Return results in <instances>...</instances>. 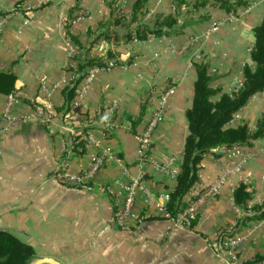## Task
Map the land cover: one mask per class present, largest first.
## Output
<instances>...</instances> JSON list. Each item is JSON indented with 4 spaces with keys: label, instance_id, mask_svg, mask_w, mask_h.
Returning <instances> with one entry per match:
<instances>
[{
    "label": "crops",
    "instance_id": "obj_1",
    "mask_svg": "<svg viewBox=\"0 0 264 264\" xmlns=\"http://www.w3.org/2000/svg\"><path fill=\"white\" fill-rule=\"evenodd\" d=\"M112 1L0 0V70L17 77L11 94L16 102L8 107L10 95L0 94V228L30 245L33 258L63 264H234V258L264 264V219L250 220L230 235L232 249L217 240L244 213L231 197L239 183L253 190L248 207L264 197V135L251 146L219 148L203 157L198 180L183 197L187 205L201 199L192 229L165 214V195L175 180L163 170L179 168L195 64L207 60L212 85L226 93L236 90L241 68L250 62L253 28L264 19V0H244L235 12L207 4L192 15L204 18L180 32L143 40L123 37L136 0ZM144 9L139 22L175 12L172 0H146ZM117 16L123 19L115 24ZM107 51L117 62L87 68L75 89V96L85 91L76 124L85 131L87 147L82 156L66 159L72 138L58 109L64 104L61 90L84 57L104 58ZM167 89L162 101L159 94ZM146 97V111L133 129ZM160 109L141 156L137 136ZM41 111H51L48 121ZM262 112L264 89L231 124L244 119L253 130ZM99 158L100 166L84 180ZM237 163L239 170L219 181L220 171ZM129 190L132 216L123 229L113 215ZM257 257L263 258L253 262Z\"/></svg>",
    "mask_w": 264,
    "mask_h": 264
},
{
    "label": "trees",
    "instance_id": "obj_2",
    "mask_svg": "<svg viewBox=\"0 0 264 264\" xmlns=\"http://www.w3.org/2000/svg\"><path fill=\"white\" fill-rule=\"evenodd\" d=\"M146 0H136L131 12V22L123 34L126 39L143 40L150 35L161 36L180 32L187 23L197 22L204 16L194 19L192 15L201 7L210 4L212 7L224 9L226 12H235L244 0H172L174 13L158 12L147 22H139V16L146 13ZM115 2L112 1V3ZM184 5L183 11L176 10ZM123 18L117 16L114 23L118 24ZM132 22L137 24L130 28ZM109 31V30H108ZM104 33H108L105 30ZM100 34V33H98ZM254 40L249 50V63L241 68L242 79L238 88L230 93L223 92L220 86H213L215 76L209 73L207 60L195 64L196 76L192 83L191 104L185 109L187 133L183 142L182 156L179 169L175 175L174 187L167 193L165 211L169 217L176 218L187 206L183 197L198 180L199 163L206 155L212 154L219 148L234 146H251L256 139L264 135V112L257 119L255 128L251 130L246 121L232 125L235 113L253 96L264 89V19L253 28ZM72 41H76L71 37ZM95 40V39H94ZM90 47H87V49ZM115 55L107 51L104 58L86 56L74 70L77 74L72 81L62 88L64 104L58 108L61 115L66 114L71 107L75 96V89L87 68L107 66L109 60L117 62ZM17 77L11 70H0V94L11 95L16 91ZM148 97V96H147ZM147 97L140 103L139 115L132 120L133 129L142 119L148 105ZM57 109V110H58ZM112 131V130H111ZM109 132V134L111 133ZM134 132V130H132ZM85 132V131H84ZM81 136L71 139L70 156H82L86 152ZM147 152V151H146ZM253 190L245 183H239L232 192L233 204L243 210L235 224L230 228L221 229V236H230L239 231L248 221L264 219V197L258 204L247 206L252 198ZM199 213L184 217L182 225L192 229L197 222ZM34 255L33 248L23 242L8 229L0 228V264H28ZM257 257L253 262L262 259Z\"/></svg>",
    "mask_w": 264,
    "mask_h": 264
},
{
    "label": "built area",
    "instance_id": "obj_3",
    "mask_svg": "<svg viewBox=\"0 0 264 264\" xmlns=\"http://www.w3.org/2000/svg\"><path fill=\"white\" fill-rule=\"evenodd\" d=\"M247 10V9H246ZM2 26H3V21H0V32L2 30ZM113 63L109 62L108 66H112ZM84 89H82L81 91H79V93L72 99V104L70 107V110L64 114L61 115L62 119L65 121V125L63 127V130L65 133L68 134L69 137H71L72 139H74V137L76 136H81L83 141H84V147H87V139H86V135L85 132H83L82 130H78V126L76 124V115H77V110L79 108V99L81 97H83L84 95ZM171 92V90L167 89L163 92H161L159 94V98L164 101L169 93ZM10 100L8 101V107L16 102L15 99L11 98V95L9 96ZM162 111L160 110H155L153 111L147 122L146 125L144 127V129L142 130V132L137 136V141H138V147H139V154L142 156L145 154V152L147 151V147H148V142H149V136L151 131L153 130V128L157 125L158 121L161 119L162 117ZM40 118H42V121H48L50 116H51V111H46L45 113H43L41 111ZM105 128H109V126H106ZM69 151V149H68ZM102 162V159L99 158L96 160V162L94 163V165L91 167V169L84 175V180L85 179H90L92 177V175L95 173L96 169L100 166ZM65 166V162H63L61 164V167ZM241 167V163H237L235 164L232 168H224L220 171V173L218 174V178L219 181L222 180L225 176L233 173L234 171H238L239 168ZM163 170H167V172L169 173L170 177L172 179L175 180V175L178 172L179 168H170L168 170V168L163 167ZM74 182H78L80 179L79 178H73L72 179ZM131 189V188H130ZM215 190V189H214ZM210 191H207L206 194H209ZM165 198L167 199V195H165ZM200 204H201V199H196L195 201L191 202L190 204H188L181 213H179L177 215L175 219L177 222L181 223L182 219L184 217L187 216H191L195 213H199V209H200ZM132 206H133V196H132V191L129 190L128 195L125 198V201L123 202L122 206L114 213L113 215V221L115 224H117L118 226H120L123 229L129 228V223H130V219L132 216ZM165 214L168 216V214L165 211ZM172 218V217H169ZM182 224V223H181ZM232 236V235H231ZM231 236H221V244L222 246H224L225 248H230L232 249L234 246V240L231 238ZM218 240V237H217ZM234 264H239L236 260V258H234Z\"/></svg>",
    "mask_w": 264,
    "mask_h": 264
},
{
    "label": "water",
    "instance_id": "obj_4",
    "mask_svg": "<svg viewBox=\"0 0 264 264\" xmlns=\"http://www.w3.org/2000/svg\"><path fill=\"white\" fill-rule=\"evenodd\" d=\"M253 40H254V36L252 35V41ZM28 264H63V263L52 257H39V258H33Z\"/></svg>",
    "mask_w": 264,
    "mask_h": 264
},
{
    "label": "rangeland",
    "instance_id": "obj_5",
    "mask_svg": "<svg viewBox=\"0 0 264 264\" xmlns=\"http://www.w3.org/2000/svg\"><path fill=\"white\" fill-rule=\"evenodd\" d=\"M240 121H244V119H240Z\"/></svg>",
    "mask_w": 264,
    "mask_h": 264
}]
</instances>
